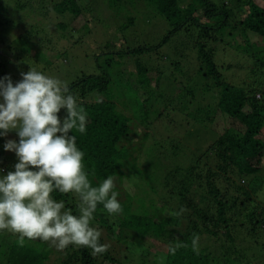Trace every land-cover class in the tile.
<instances>
[{"label": "trees", "instance_id": "16d2710c", "mask_svg": "<svg viewBox=\"0 0 264 264\" xmlns=\"http://www.w3.org/2000/svg\"><path fill=\"white\" fill-rule=\"evenodd\" d=\"M141 1L166 26L157 43L125 51L106 44L94 74L75 76L67 85L87 114L86 132L73 130L85 154L84 170L93 186L111 175L122 205L118 215L102 205L94 214L92 226L107 251L93 255L87 248L58 249L41 240L20 246L15 234L0 264H264V207L258 202L264 188V0ZM81 2L0 0V31L12 30L25 13V27L34 28L39 19L48 23V43L74 44L78 35L90 37L98 1ZM117 3L109 0L108 6ZM133 23L127 19V26ZM163 47L177 58L159 68L155 61L169 60ZM123 56L135 76L115 90L127 97V104L116 101L126 110L112 100L108 74ZM172 90L175 96L167 100ZM217 111L232 121L222 133L212 129ZM58 116L63 119L65 111ZM172 126L185 137L194 129L207 131L214 141L203 149L195 142L190 149L189 141L169 138ZM144 147L149 153L141 164ZM122 179L142 193L127 192ZM51 195L79 214L77 196ZM170 246L177 247L174 255Z\"/></svg>", "mask_w": 264, "mask_h": 264}, {"label": "clouds", "instance_id": "9594fccd", "mask_svg": "<svg viewBox=\"0 0 264 264\" xmlns=\"http://www.w3.org/2000/svg\"><path fill=\"white\" fill-rule=\"evenodd\" d=\"M65 117L58 116L61 110ZM87 114L59 78L29 70L13 85L0 78V138L15 132L19 141L7 140L5 152H14V171L0 173V232L16 234L18 244L41 240L58 249L77 246L93 255L107 251L101 232L92 226L98 205L109 215L122 212L111 175L93 186L84 170V152L77 137L86 132ZM70 133H72L70 135ZM74 194L79 214L51 194ZM195 239V237H194ZM177 247L170 246L174 255Z\"/></svg>", "mask_w": 264, "mask_h": 264}, {"label": "rangeland", "instance_id": "374dc122", "mask_svg": "<svg viewBox=\"0 0 264 264\" xmlns=\"http://www.w3.org/2000/svg\"><path fill=\"white\" fill-rule=\"evenodd\" d=\"M98 2L94 5V14L89 19L91 22L89 38H83L78 35L74 44L66 45L65 43L59 44V40H54L51 43L48 23L41 24L43 20H38L34 25L35 27H25L24 18L25 13L17 18L19 24L12 30L9 27L8 30L0 31V78L9 77L15 86L22 79V74L29 70H38L45 75L59 78L64 84L68 85L71 83L75 76L91 73L95 62L104 61L101 59L102 51L106 44H110L118 50L132 49L136 47L138 43H145L154 45L157 43L166 26L164 21L158 16L156 10L141 0H118L117 5L108 6L109 0H97ZM79 6H83L81 0H77ZM26 14L28 12L26 11ZM133 18L134 23L127 26V19ZM126 19V20H125ZM42 25V26H39ZM81 40V42L79 41ZM177 39V38H176ZM43 42H40V41ZM175 41V40H174ZM179 46L178 49H181ZM161 54L169 56V60L155 61L157 67L169 65L171 62L175 63L177 56L170 54L168 47H163ZM122 63L118 66L108 70V74L112 77L111 91L112 100L123 99L127 104L129 103L127 97H120V94L115 90H121L124 88L123 80H130L134 82L135 76L130 74V58L123 56L121 59ZM143 63L146 60L142 59ZM154 62H147L146 66L149 68L153 67ZM182 69H184V63L181 61ZM167 67V66H166ZM169 69V67H167ZM166 75V72H163ZM94 74V73H91ZM167 76V75H166ZM154 86V84L152 85ZM170 89H172L170 87ZM126 93V92H125ZM175 96L174 91L166 92L164 96L167 100ZM128 98L130 96L128 95ZM131 99V98H130ZM132 100V99H131ZM120 110H126L127 106H122L116 103ZM122 106V107H121ZM186 107L187 105H182ZM189 106H187L188 108ZM191 108V107H190ZM231 119L226 115H223L220 111L214 116L212 129L217 133H222L225 129L231 126ZM131 126L136 127L137 125L133 122ZM176 126H172L167 129L169 131L171 140H177V142L189 141L190 149H194V143L198 142L197 145L201 149L207 147L214 141V137L209 132L198 131L194 129L192 136L185 137V133L176 131ZM16 133L9 132L4 138H0V151L4 154V160L0 162V173L7 174L9 171H14V165L17 163L14 152H5L3 150V144L16 137ZM199 138V139H198ZM200 141V142H199ZM147 147V148H146ZM142 151L150 150V144L148 143ZM153 152V151H152ZM149 151H144L140 156L139 162L142 164L145 162ZM264 163V162H263ZM264 177V167L262 174ZM132 180V177H131ZM123 186L126 187L127 192L132 195H137L140 192L139 187H132L128 185L126 179H122ZM156 194H151V196ZM158 195V193H157ZM258 202L264 207V188L258 194ZM15 234L6 231V233H0V262L2 261V255L7 249V242L12 239Z\"/></svg>", "mask_w": 264, "mask_h": 264}, {"label": "bare ground", "instance_id": "6f19581e", "mask_svg": "<svg viewBox=\"0 0 264 264\" xmlns=\"http://www.w3.org/2000/svg\"><path fill=\"white\" fill-rule=\"evenodd\" d=\"M258 96V95H257Z\"/></svg>", "mask_w": 264, "mask_h": 264}]
</instances>
